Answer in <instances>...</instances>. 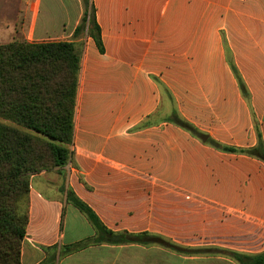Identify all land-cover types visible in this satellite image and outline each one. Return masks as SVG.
<instances>
[{"label":"crops","instance_id":"crops-1","mask_svg":"<svg viewBox=\"0 0 264 264\" xmlns=\"http://www.w3.org/2000/svg\"><path fill=\"white\" fill-rule=\"evenodd\" d=\"M91 1L100 48L88 20L73 37L79 3L43 21L41 0L0 12V44L46 42L43 27L61 26L51 41L80 51L72 154L30 177L20 264H239L228 253H264V161L247 153L264 148V0ZM68 191L108 231L166 242L92 243L98 232Z\"/></svg>","mask_w":264,"mask_h":264},{"label":"trees","instance_id":"trees-1","mask_svg":"<svg viewBox=\"0 0 264 264\" xmlns=\"http://www.w3.org/2000/svg\"><path fill=\"white\" fill-rule=\"evenodd\" d=\"M88 2L82 0L84 17L73 37L83 32L88 20V34L100 48V34L94 25L93 13L88 17L87 12L89 7L93 12V5ZM79 61L80 51L74 42L15 40L0 44V264H20L27 210L19 214L18 204L27 203L30 177L42 171L61 169L72 154L69 146ZM171 121L217 147L175 115ZM247 153L264 161V148L260 144ZM67 200L85 213L96 228L98 237L92 243L166 242L146 234H114L70 191ZM228 255L239 264H264V253L248 256L230 252Z\"/></svg>","mask_w":264,"mask_h":264},{"label":"rangeland","instance_id":"rangeland-1","mask_svg":"<svg viewBox=\"0 0 264 264\" xmlns=\"http://www.w3.org/2000/svg\"><path fill=\"white\" fill-rule=\"evenodd\" d=\"M24 3L26 0H22ZM89 2V5L93 4V2L90 0H88ZM79 3L78 5H80L83 9V11H85V7L82 3V0H41V3H40V8H39V11H40V20H46V17L49 13H51L53 16L57 15V14H60L63 12V7L66 6V8H70V13L72 12V7H74V4L76 3ZM5 5H6V0H0V12L3 11V9L5 8ZM10 5V4H9ZM14 3H11V6H13ZM77 5V4H76ZM37 5L36 3L33 4V7L31 8V10L33 12H37ZM28 10H30V8H27ZM26 9L23 10V12L25 11H28ZM30 10V11H31ZM87 12H88V17H91L92 16V10L89 8H87ZM73 18V15H70V19ZM72 21V20H71ZM39 30H40V27H38ZM56 30H55V35H50V36H46L47 33H46V26L43 27V30H42V34L44 35V40L47 42V41H51V39H54L57 35V31L59 30V28L61 29L62 27H55ZM83 32L81 33L82 35L85 34V25L83 27ZM27 210V203H25V201H23V203H19L18 204V213L21 214L23 213L24 211Z\"/></svg>","mask_w":264,"mask_h":264}]
</instances>
